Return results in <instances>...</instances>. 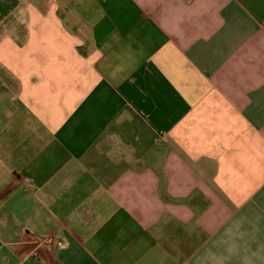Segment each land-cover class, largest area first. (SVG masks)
<instances>
[{"label":"crops","instance_id":"0c3cea01","mask_svg":"<svg viewBox=\"0 0 264 264\" xmlns=\"http://www.w3.org/2000/svg\"><path fill=\"white\" fill-rule=\"evenodd\" d=\"M0 264H264V0H0Z\"/></svg>","mask_w":264,"mask_h":264},{"label":"built area","instance_id":"2783aa9c","mask_svg":"<svg viewBox=\"0 0 264 264\" xmlns=\"http://www.w3.org/2000/svg\"><path fill=\"white\" fill-rule=\"evenodd\" d=\"M52 241H53V238L51 236H43V237L35 239L36 244H43V245L52 243Z\"/></svg>","mask_w":264,"mask_h":264}]
</instances>
